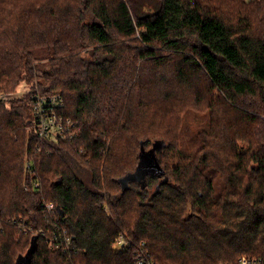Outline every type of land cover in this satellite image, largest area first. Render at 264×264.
<instances>
[{
    "label": "trees",
    "instance_id": "obj_1",
    "mask_svg": "<svg viewBox=\"0 0 264 264\" xmlns=\"http://www.w3.org/2000/svg\"><path fill=\"white\" fill-rule=\"evenodd\" d=\"M36 93L70 136L39 139ZM141 242L264 255V0H0V264H134Z\"/></svg>",
    "mask_w": 264,
    "mask_h": 264
},
{
    "label": "built area",
    "instance_id": "obj_2",
    "mask_svg": "<svg viewBox=\"0 0 264 264\" xmlns=\"http://www.w3.org/2000/svg\"><path fill=\"white\" fill-rule=\"evenodd\" d=\"M32 97V118L30 127L36 131L39 139L47 138L56 140L58 138H66L68 135L70 136L72 133L71 128L74 123L71 122L69 118H64L62 113H60V109H62L64 105L63 98L58 93H36ZM34 184H37V182H34ZM46 208L52 209L53 205L49 203L46 205ZM61 236L63 237L64 234H61ZM70 244V237L65 235L58 244H54V242L50 241L49 247L60 248L64 252L69 250ZM126 244V238L122 234H119L115 240L114 248L123 250ZM143 247V242L138 244V248L133 255L134 264H157ZM237 264H264V255H242L238 258Z\"/></svg>",
    "mask_w": 264,
    "mask_h": 264
},
{
    "label": "water",
    "instance_id": "obj_3",
    "mask_svg": "<svg viewBox=\"0 0 264 264\" xmlns=\"http://www.w3.org/2000/svg\"><path fill=\"white\" fill-rule=\"evenodd\" d=\"M154 146H155L154 148H156V147H160V146H161V143H160V142H156ZM153 150H154V149H152V150H150V151H148V152L143 153V157H142V165H144L147 169H151V170H153V171L157 170V171H158V174L160 175L162 171L160 172V170L158 169L157 164L154 163L155 155H154V153H152ZM150 152H151V153H150ZM148 153H150V154H148ZM131 176H133V175L130 174V175L125 176V177L123 178V180H127V179H128L129 177H131ZM34 247H35V244L33 243V244L30 246V248H29V250H28L27 255L25 256V258H28L29 253L32 252V250L34 249Z\"/></svg>",
    "mask_w": 264,
    "mask_h": 264
},
{
    "label": "rangeland",
    "instance_id": "obj_4",
    "mask_svg": "<svg viewBox=\"0 0 264 264\" xmlns=\"http://www.w3.org/2000/svg\"><path fill=\"white\" fill-rule=\"evenodd\" d=\"M27 87H28L27 84H22V85H21V88L18 90V92L20 93L22 90H23V91L26 90ZM188 117L190 118L191 125H192L193 128H195L196 126L202 125V124H199V125H198V121L196 120V117L194 116V114L189 113V114H188ZM204 120H205V121L208 120V116L205 117ZM82 177L84 178L85 181L88 180L87 175L84 176L83 173H82Z\"/></svg>",
    "mask_w": 264,
    "mask_h": 264
}]
</instances>
